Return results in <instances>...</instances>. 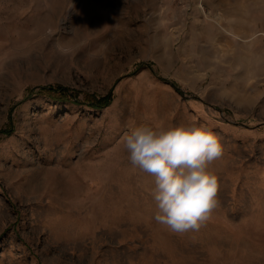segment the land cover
<instances>
[{"label":"rangeland","instance_id":"374dc122","mask_svg":"<svg viewBox=\"0 0 264 264\" xmlns=\"http://www.w3.org/2000/svg\"><path fill=\"white\" fill-rule=\"evenodd\" d=\"M180 124L223 150L183 234L122 143ZM0 264H264V0H0Z\"/></svg>","mask_w":264,"mask_h":264},{"label":"clouds","instance_id":"9594fccd","mask_svg":"<svg viewBox=\"0 0 264 264\" xmlns=\"http://www.w3.org/2000/svg\"><path fill=\"white\" fill-rule=\"evenodd\" d=\"M122 143L130 163L154 178V220L174 233L198 231L218 203L217 177L208 171L223 151L215 134L194 124L140 127Z\"/></svg>","mask_w":264,"mask_h":264},{"label":"trees","instance_id":"16d2710c","mask_svg":"<svg viewBox=\"0 0 264 264\" xmlns=\"http://www.w3.org/2000/svg\"><path fill=\"white\" fill-rule=\"evenodd\" d=\"M60 89H53L51 87H48V88H44L43 91H47L49 93L51 92H56V93H59L60 95H64L62 97H59V99H64L65 95H66V91H67V88L65 87H62V86H59ZM46 89H49V90H46ZM113 100V97H112V93H109L108 95L104 96V97H101V98H97V100L95 99V101L91 102L90 103V106L92 108H96V109H101V108H104L106 106H108Z\"/></svg>","mask_w":264,"mask_h":264}]
</instances>
